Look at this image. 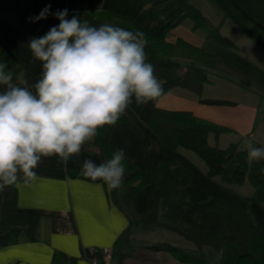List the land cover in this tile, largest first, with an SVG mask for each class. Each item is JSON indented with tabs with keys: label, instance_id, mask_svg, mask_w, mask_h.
<instances>
[{
	"label": "crops",
	"instance_id": "1",
	"mask_svg": "<svg viewBox=\"0 0 264 264\" xmlns=\"http://www.w3.org/2000/svg\"><path fill=\"white\" fill-rule=\"evenodd\" d=\"M15 1L42 36L59 24L52 14L57 11L67 9L68 19L76 16L81 20L92 12L110 13L134 21L147 33L167 42L182 39L236 71L240 76L210 69V82L203 86L200 96L187 88L175 87L147 105L137 106L133 97L126 121L112 127L110 142L115 150L124 149L127 159L140 166L147 176L155 172L160 162L182 164L190 169L191 180L186 187L188 204L181 210L185 220L208 234H220L222 227L209 209L221 198L251 212L264 237V204L247 200L254 192L249 183L226 185L217 177H209L199 156L183 148L164 146L149 125L156 108L189 112L227 129L218 136L210 135V146L226 148L238 144L242 150H247L248 144L253 142L264 146V0H187L233 43L232 47L208 38L203 29L194 30L190 19L178 23L185 14V7L177 4L168 9L171 0ZM45 8L50 9L47 17L33 22L31 18ZM31 38L11 17L0 14V49L21 67L18 81L27 80L29 85L34 84L42 72L41 63L33 61L28 47ZM201 99L232 104L210 105L202 103ZM84 159L101 163L99 154L86 151L84 145L81 155L73 157L66 168L57 163L55 156L42 158L35 170L38 179L29 183L21 179L15 185L17 202L12 213L31 217L33 226L31 231H20L15 243L0 247V264H54L55 254L66 258L61 264H88L92 247L112 248L117 264H184L170 253L150 247L166 243L195 249L194 244L166 229L148 228L141 221L130 226L128 209L112 200L102 181L93 182L79 176ZM151 197L149 184L137 192V214L148 212ZM2 204L0 191V214ZM128 227H131L134 250L130 256L120 258V239Z\"/></svg>",
	"mask_w": 264,
	"mask_h": 264
},
{
	"label": "trees",
	"instance_id": "2",
	"mask_svg": "<svg viewBox=\"0 0 264 264\" xmlns=\"http://www.w3.org/2000/svg\"><path fill=\"white\" fill-rule=\"evenodd\" d=\"M177 4L185 7V14L178 23L190 19L194 30L203 29L208 38H213L227 47L233 46V43L223 37L218 28L187 0H171L167 8ZM0 14L11 17L14 23L29 36H42L28 21L15 0H0ZM86 20L94 26L110 23L128 30L142 31L147 40L145 51L148 62L154 65L155 75L164 88L163 95L172 88L183 87L200 96L203 86L210 82L208 77L210 69L240 76L216 56L182 39H178L175 43L167 42L164 38L147 33L130 19L110 13L92 12L87 15ZM0 59L9 62L8 68L13 71V82L19 83L21 67L16 65L2 49H0ZM200 101L210 105L232 104L221 100L201 99ZM125 121L124 116L118 123ZM149 125L164 146L170 149L183 148L199 156L206 165L209 177H217L226 185H242L247 182L254 190L253 195L247 200L264 204V174L261 173L264 161L249 163L247 150H242L238 144H231L226 148L209 145L208 137L226 132L225 127L199 119L189 112L158 108L153 110ZM112 127L104 126L93 141L85 144L86 151H96L101 162L110 159L112 153L116 151L110 142ZM252 144L256 147L261 146L258 142ZM125 163L126 171L122 186L109 192L112 200L128 209L130 226L141 221L148 228H163L176 233L195 246V249H188L160 243L150 248L164 250L184 264H207L204 253L206 247L220 253L219 264H264V237L251 212L225 199H217L211 205L209 212L221 225L222 232L218 235L208 234L205 229L190 223L181 215L182 208L188 204L186 187L191 180V171L187 166L160 162L155 172L147 176L140 166L129 159H126ZM146 184L150 185L152 191L150 208L146 214L139 215L135 211V197ZM2 194L0 247L15 243L20 231H31L33 226L31 217L12 213L17 202L15 185L4 188ZM130 235L131 227H128L120 239L118 251L120 258L130 256L134 250ZM65 259L63 255L55 254L54 264L66 262Z\"/></svg>",
	"mask_w": 264,
	"mask_h": 264
},
{
	"label": "clouds",
	"instance_id": "3",
	"mask_svg": "<svg viewBox=\"0 0 264 264\" xmlns=\"http://www.w3.org/2000/svg\"><path fill=\"white\" fill-rule=\"evenodd\" d=\"M50 9L31 18L45 19ZM59 24L28 42L40 78L13 82V71L0 59V191L35 181L42 158L55 156L66 168L104 126H116L137 106L156 102L164 88L148 62L147 40L140 30L110 23L99 26L68 10L52 13ZM126 152L118 149L99 164L84 159L80 176L119 189L126 171ZM249 163L264 161V146H247ZM264 174V168H261Z\"/></svg>",
	"mask_w": 264,
	"mask_h": 264
},
{
	"label": "built area",
	"instance_id": "4",
	"mask_svg": "<svg viewBox=\"0 0 264 264\" xmlns=\"http://www.w3.org/2000/svg\"><path fill=\"white\" fill-rule=\"evenodd\" d=\"M88 264H117L114 259V250L108 247H92Z\"/></svg>",
	"mask_w": 264,
	"mask_h": 264
},
{
	"label": "rangeland",
	"instance_id": "5",
	"mask_svg": "<svg viewBox=\"0 0 264 264\" xmlns=\"http://www.w3.org/2000/svg\"><path fill=\"white\" fill-rule=\"evenodd\" d=\"M205 252L207 256V264H219V253L215 249L206 247Z\"/></svg>",
	"mask_w": 264,
	"mask_h": 264
}]
</instances>
